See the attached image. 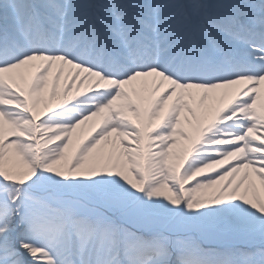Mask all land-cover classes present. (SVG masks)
Masks as SVG:
<instances>
[{"label":"snow or ice","instance_id":"snow-or-ice-1","mask_svg":"<svg viewBox=\"0 0 264 264\" xmlns=\"http://www.w3.org/2000/svg\"><path fill=\"white\" fill-rule=\"evenodd\" d=\"M0 264H264V0H0Z\"/></svg>","mask_w":264,"mask_h":264}]
</instances>
